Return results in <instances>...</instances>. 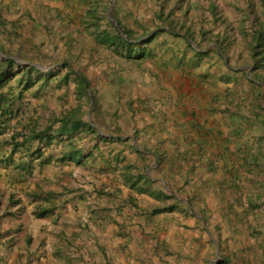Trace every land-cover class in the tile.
<instances>
[{
    "label": "rangeland",
    "instance_id": "rangeland-1",
    "mask_svg": "<svg viewBox=\"0 0 264 264\" xmlns=\"http://www.w3.org/2000/svg\"><path fill=\"white\" fill-rule=\"evenodd\" d=\"M95 1L98 5H102V0H93ZM44 2L43 5L32 7L35 1L23 0V8H17L12 13L0 9V18L4 17L8 21V16L12 15L14 20L21 18V21L26 22L21 24L20 31L19 28L15 30V34H13L14 27L11 29H7V25L0 27V50L6 57L15 61L13 71L19 72L26 69L34 60V62L40 61L39 57L34 59L33 56L29 58L25 56L22 52L25 47L19 46L17 42H23L22 44L25 45L26 42L18 37L24 31L36 29L40 47L47 49L49 46H44L47 42L52 45L51 58H42L44 62L42 65L49 67L55 63L52 69L60 74L56 81L50 82L53 84L49 85L48 93H43L46 86L40 85L41 88L32 89L25 95L29 100V104L26 105L29 113L19 120L26 122L33 119L39 127H44L52 118L81 103L85 118L88 111L92 119L94 114L102 112L100 116L102 134L117 136L121 138V143L128 144L129 148L133 149L131 139L136 141L138 134V125L135 124L137 107L152 109L160 107L159 102L163 101L169 109L165 120L169 127L172 128L174 125L177 128L179 124L185 123L184 119L188 118V121H191L185 124L194 129L195 138L192 141H187L185 137L183 140H175L176 144H179V152L181 151L184 157L181 164L177 163L174 169L163 173L157 168L147 170L155 186L165 184L170 197L156 199L145 209L163 208V212L146 216L148 210L142 211L140 215V213L135 214L132 209L121 207L124 208L120 209L121 212L123 211L121 219L111 218L113 199L121 200L122 196L127 197V193L120 194V189L117 187L124 184L123 168L125 167L128 173L134 174L145 170L150 163L138 167L135 158L125 159L124 165L115 170V173L104 164L100 172L102 177L99 178L88 176L87 179L83 174L84 171L80 170L82 173L76 178V182L80 181L88 185L90 193L86 195L95 199L102 197V230H105L102 241L114 239L113 234L109 236L106 231L111 230V227H115V223H118V228L121 227L118 234L126 239L127 246L135 247L133 254L127 255V252H124L129 257L124 259L120 250L114 253L102 243L103 258L100 264H216L220 256L226 257L228 264H242V258L255 242L249 244L248 226L253 224L256 227L257 222L250 213H244L241 205L245 204L248 194L254 189L253 185L258 184V181L253 183L256 174L264 168V87L255 88L252 80L255 81L256 73L252 72L251 68H247L248 62H246L250 54L248 41L253 34L251 29L256 30L254 19L249 17L244 27L242 22L229 21L225 12L230 8L224 2L220 5L222 12L218 14V11L212 10L215 15L211 16L213 19L208 20L199 3L196 6V9L198 8L196 15L191 13L189 17L188 12L183 13L180 8L186 9L187 0H109V17L112 18L111 12L114 13L124 28L131 31L134 39L140 37L138 41L148 43L141 46L142 54L137 50L138 56L132 55L135 58H128L116 56L107 48L99 46L84 30L82 21L87 17V11L94 5L91 0H45ZM164 4L165 7L161 8ZM71 9L73 12L70 11ZM172 9H174L173 16L169 19L166 16ZM107 12L105 16L108 18ZM160 13L162 19L158 17ZM216 16L223 17L224 22L215 19ZM260 16L263 20L264 14ZM100 25L102 27V23ZM188 27L191 30H187ZM55 28L63 29L65 35L69 37L63 38L61 34L59 36ZM170 29L173 32H170ZM10 32L11 34H8ZM202 32L209 33L202 36ZM154 34H157L155 39L149 42ZM186 34H193L194 41L187 38ZM46 53L48 52L44 54ZM147 63L151 66L148 67ZM64 66L66 69L81 73L88 80L91 79L94 94L79 101L74 93L73 78L69 77L67 82L63 83L64 77L67 76ZM132 68L138 72L134 74ZM259 72L264 75V67ZM142 73L149 76L148 80L153 79L155 82L153 86L155 100L153 98L143 100L141 95L145 93L140 88L141 83L134 84L133 76ZM101 83L102 95L97 89ZM114 84H117L115 91L112 86ZM256 90L260 98L255 95ZM40 94L43 100L41 104L35 101ZM90 99H93L92 104H89ZM100 101H102V109L98 106ZM200 118L206 120L211 118V121L215 118L219 132L229 137L226 143L230 147L225 150V154L218 151L214 155L220 157L218 173L212 183V186L217 188L215 200L218 203V214L213 217L210 215L206 217L204 211L201 213L200 196L201 198L205 196L207 187L202 182L204 188L199 190L202 185L200 179L204 178V172L200 165L196 166L200 163L201 155L196 150L201 151L205 146L212 145L211 140L219 143L220 139L214 126L211 128L209 124L202 125L199 123ZM7 134L1 138L0 143L9 140ZM186 138L190 139V137ZM2 144L1 147L5 149V144ZM183 145L188 148L181 150ZM52 152L57 153L56 148L53 147L46 155ZM26 154L27 151H23L20 153L21 157L17 154L15 157L20 158V166L23 164L22 170L27 172ZM155 155L156 167L159 168L161 163H166L167 155L162 152ZM241 158L248 159L249 162L255 158L259 167L252 165L244 167ZM178 161L182 160L178 159ZM31 164V172L22 174L24 176L22 179L19 180L20 176L17 173L10 172L8 175L11 184L5 183L2 187L0 182V211L5 212L6 200L10 196L13 200L23 199L33 202L35 199L41 203H47V200L58 202L66 198V190L61 188V183L66 182L65 171L61 172L60 168L53 167L49 169L50 164L47 167L41 166L38 160L32 161ZM212 169L216 171L214 165ZM209 170L210 168L207 171ZM235 172L240 176L238 185L243 190H239L238 193L233 187L227 186L234 181ZM142 174L145 175L146 172ZM100 178L102 187L99 185L98 190L91 189L95 188L94 182ZM214 181L216 184L218 182V187L215 186ZM99 191L104 193L98 195ZM35 192L39 194L37 197L34 196ZM133 194L135 199L140 195L136 191ZM218 196L222 197L221 202ZM168 207H172V210H167ZM132 216H136V220L132 219ZM243 216L246 220L241 221ZM45 219L48 220V217ZM16 236L24 238L22 232H18ZM69 247H65L66 251H69ZM66 251L63 254V264H67L66 258L71 256L70 252L66 253ZM250 254L248 252V256ZM88 258L91 262L95 258L94 253H90ZM78 262H82L81 257L78 258ZM255 264H264V257H258Z\"/></svg>",
    "mask_w": 264,
    "mask_h": 264
},
{
    "label": "crops",
    "instance_id": "crops-1",
    "mask_svg": "<svg viewBox=\"0 0 264 264\" xmlns=\"http://www.w3.org/2000/svg\"><path fill=\"white\" fill-rule=\"evenodd\" d=\"M32 1H35V4H33L32 7L45 4L44 2L45 0H32ZM223 2L226 3L227 6L230 8L227 12H225L226 13L225 16L227 17L226 19H229V21L234 20L236 21V23L243 22V27L245 26V21L249 17L254 18L253 15L249 13V10H251L254 14H257V12L260 14H264V8H263L264 0H197V2L194 0H187L186 4L190 5L191 7H194L197 6L199 3L200 6L203 8V12L205 16L208 17V20H211L212 8H215V11L216 12L218 11L219 12L218 14H220L222 12L221 11L222 8L220 5ZM217 7L218 9H216ZM17 8L20 9L23 8V0H0V9L5 12L9 11V13H12V11ZM253 8L255 10H253ZM260 8H261V12H259ZM70 11L73 12L72 9ZM197 12L198 9L192 8L188 16L190 17L191 13L196 15ZM260 14L257 15L260 16ZM1 18L5 20L4 24L7 25V29H11L12 27H14L13 34H15V30L16 29L18 30V28L20 31L22 23L24 24L26 23L25 20L21 21V18H18V20H14V17L12 15L8 16V21L4 17ZM262 18L263 17L260 16V20ZM261 21L264 22V19ZM86 31L89 35H91L90 29ZM55 32L58 33L59 36L61 34V37L63 38L69 37V35L67 34L65 35L63 29L61 28L60 29L55 28ZM8 34H11V32ZM18 38L19 39L21 38L22 40H24V42H26V44L24 45L22 44L23 42L17 41L19 43V46L25 47L24 49H22L23 50L22 52L25 56H27L28 58L32 56H33L32 58L39 57L40 60L39 62H34L35 61L34 60L28 66V67L30 66L36 67V70L38 71L37 74L33 73L32 75H35L37 77L41 76L45 78L46 76H50L51 74L52 77H49V79L46 82H44L43 78L40 79L38 82L32 85L28 90L23 92L22 103H24L25 106L23 107L22 112L17 116V118H14L9 122L10 127L7 130L9 137L13 131H15L16 129H18V127H20V123L21 125H23L22 127L34 126V127H38V129L43 128V127H39L38 123L33 121V119H29V121L26 122L19 120V118L21 119L22 117H25V115H28L29 113V110L26 106L29 104L28 103L29 100L26 98L25 95L28 94L29 91H31L32 89L41 88L40 85H42L43 87L46 86L45 90H43V93H48V91H50L49 85L53 84L50 82L54 80L56 81L60 75L59 73L54 72V70L52 69L55 63L49 67H45V65H42L44 63L42 58H46V59L51 58L50 55L52 53L51 51L52 45H50V43L47 42L46 44H44V46H49V47L47 49H42L40 47L39 34L37 33L36 29L31 30L29 32L24 31L23 33H21L20 37ZM12 44L14 45L15 43ZM99 46L102 47V45ZM45 52L48 53L44 54ZM37 54L39 56H36ZM4 58L11 59L6 56H4ZM147 65L148 67L151 66V64L149 63H147ZM64 69L67 71L66 73L69 72V69H66V66H64ZM43 71L45 73H43ZM71 72L73 75H71L70 77L73 78L75 84V74L78 73L75 71H71ZM96 72L99 71L96 70ZM132 72L135 74L138 71L137 70L134 71V68H132ZM142 76L143 78H141ZM148 77L149 76L145 75L144 73H142V75L139 76L138 75L133 76L134 84L141 83L140 88L145 93V95L143 96L141 95V97L144 98L143 100H145L146 98H153L155 100L156 96H154L153 93V86L155 82L153 79L148 80L147 79ZM142 79H147V80H142ZM88 81H89V90L87 91V95L85 97H89L91 94L92 95L94 94V92L92 91L94 85L91 84V79H89ZM252 82L255 88H259L258 86L259 82H257L256 80L255 81L252 80ZM63 83L65 82L63 81ZM9 84H13V82H10ZM116 85L117 84L112 85L114 88L113 91H115ZM101 87H102V83L97 87V89H98V93L102 95V89H100ZM260 87H264V85H260ZM74 88L76 89V84ZM74 88H73V92H74ZM147 90L148 93H146ZM257 91L258 90H256L255 95H257L258 98H260L259 97L260 94ZM90 100L91 101L89 102V104L90 103L92 104L93 99ZM35 101L39 104L42 103L43 100L41 98V94L38 97H36ZM107 101L108 100H106V102ZM80 104L76 106L73 105L72 108L68 110L70 111L75 108H81L82 121L84 124L83 127L78 131L76 137L72 138L71 140H67L66 137H63V140L65 142H59L56 138L49 145V147L48 144L46 143L45 146L44 144L38 143L37 141L31 142L26 147L21 148L16 153L18 157H21L20 153L26 151L25 150L26 148H29L31 151L39 150L40 151L39 154L41 156L39 157L37 156L36 158V160L39 161V165L41 166L44 165L47 167L50 164L48 166L49 169H52L53 167V168H60L61 172L65 171L66 175L64 181L66 182L61 183L62 185L61 188H64L66 190L67 196L65 195L66 198L61 199L58 202L56 200H47L48 201L47 203H43V202L41 203L35 199L33 200V202L31 201L27 202L23 199L22 200L12 199L11 201V198L8 197V199L6 200L7 204L5 207L6 208L5 212L3 210L0 211V264H63L64 261L63 254L67 249L65 248L66 246L67 247L70 246L69 251H66V253L70 252L71 255L66 258L67 264H100L102 263V258H103L102 243L106 244V248L110 249V251H113L114 253L119 252L120 250V254L122 255V257L124 259H129V257L126 256L124 252H127V255H129L130 253L133 254L135 247L131 245L127 246L126 239L123 238L121 234H118L119 233L118 230L119 228H121V227L118 228V223H115V227L113 226L114 228L111 227V230L106 231V233L109 236L113 234L114 239L111 241L109 239H105V241H102V234L105 233V230H102L103 227L102 197L101 199L99 198L95 199L93 196L90 197L86 195V193H90L88 185L82 184L80 181L76 182V178L80 177L79 175L80 173H82L80 172V170L84 171L83 174L86 176V178L88 176L99 178L102 177V175H100V172H102V166L104 164L107 165V168L110 171H113L115 173V170H118L124 165L123 162L125 159L127 160L129 158L130 159L135 158L138 167L140 166L143 167L144 165L146 164L148 165V163H150L145 170H141L140 172L139 170H137L139 173H134V174L132 173V175L135 176L137 174V176L141 179L137 183L136 187L144 188L146 190L145 193H140V195H138L136 199L134 195V199H135L134 202H130L128 200V197L130 193L132 194V191H130V189L124 182L122 186H117L118 189H120V194L123 195L127 193V197L122 196L121 200L119 198L113 199V204H111L112 211L110 213L111 218H115V220L121 219L120 216L123 215V211L122 212L120 211L121 207H125V209H132L135 214L140 213V215H142L141 213L142 211L145 212V210H148V212H146V216H149V214L151 213L156 214L163 212V211L156 212L159 208L145 209L146 207L150 206V203L154 202V200L156 199L162 200L163 198L168 199L170 197L169 191L167 190L165 184L163 183L158 186H155L153 180L149 177V172L147 170H149V168L151 169L157 168V170H159L161 173H163V171L168 172L169 170L174 169L177 163L181 164L183 162L184 157L181 155V151L179 152L178 150L179 144H176L175 140L176 141L183 140L185 137L187 141H192L195 138V134L193 133L194 129L189 128V126L185 124V123H189L191 120L188 121V118H186L184 119L185 123L179 124L177 128H175L174 125L171 124L172 125L171 128L165 122L166 115L169 113V109H167V106H165V103L163 101L159 102L160 107L157 106L155 108L153 107L152 109L148 108L146 110L145 107H140V108L137 107L138 110L136 111L137 115H136L135 124L138 125V134L136 141H134V139H131L133 149H130L128 144L125 145L120 142L121 138H118L117 136L110 134L108 135L102 134V117H100L102 112L101 114L100 112L98 114H94V118L92 119L90 115V111H88L87 118H85L84 115L85 113L82 111V106ZM98 106H100V109H102V101L98 103ZM201 118L199 119V123H202V125L204 126H208L209 124V127L211 128H213L212 126H214V128L218 132L217 136L220 139L219 143L211 140L210 142L212 143V145L205 146L204 149L201 151L198 149L196 150L199 155L201 154L200 163H197L196 166L200 165L204 172L203 174L204 178L200 179V183L202 185L199 190H202L204 188L202 182H204L205 187H207L205 188V196L203 198H201L202 196H200L201 213H203L204 211V215L206 217H209V215L213 217L216 216V214H218V203L215 200L217 188L215 189L212 186V183L218 173V168H219L218 158L220 157V156L216 157L214 155L218 151L223 155L225 154V150L228 147H230L228 143H226V140H228L229 137H226V134L224 135L223 133L219 132L217 128L218 122L214 120L215 118L214 119L212 118V121L211 118H207V120L206 118L204 119ZM190 119L192 118L190 117ZM48 123L45 125H48ZM56 126L57 123L53 126V128ZM207 131L208 130H206V133ZM6 134L0 135V141L1 138ZM186 137H190V139L188 140ZM69 141L73 143L72 147L77 148L81 152L83 159L80 161V163H76L74 161L60 160L61 154L68 151L69 149V145L67 144V142ZM1 144L2 143H0V145ZM3 144H5L4 146L6 147L5 149L1 147L0 152L1 155L5 156L9 152L10 149L8 150V148H10L11 145L8 141ZM53 147L56 148L57 153L54 154L52 152V154L46 155L47 152L51 151ZM181 148H182L181 150H183L188 147L186 145H183ZM149 151H152V153ZM158 152H162V154L167 155V157L165 156L166 163H161L159 165V168L156 167L157 162L155 159L156 156L155 153ZM178 152L179 154L177 155ZM15 155L14 158L16 159L19 165L21 160L20 158L15 157ZM178 159L182 161L179 162ZM213 165L215 166L216 171L212 169ZM160 167L162 169H160ZM15 168H17L15 165L0 166V175L2 177L0 182H2V187L3 184L6 183L9 185L12 182L9 179L10 176L8 175V173L10 172L17 173V175L21 177V178L19 177V180L22 179V177H24L22 176V174H27L25 170L22 169L16 170ZM208 168H210L209 171H207ZM142 172H146V174L144 175L142 174ZM160 181L162 182L163 180L161 179ZM142 182L145 185H143ZM94 183H95V188H91V189L98 190L99 185L102 187L101 178L100 180ZM214 183L215 186L218 187V182L216 184V181H214ZM100 193L103 194L104 192L99 191L98 195ZM102 194L100 196H102ZM105 194L110 195V193H105ZM38 195L39 194L37 192L34 193V196L37 197ZM217 198L220 200V202L222 201V197L218 196ZM140 199L142 201V204ZM15 201H20L19 205ZM124 202L126 204H124ZM224 202L225 201H223L222 204H224ZM35 207H47V208L54 207V211L45 214L44 216L38 217L34 213ZM220 207L224 208V206H220ZM165 212H169V211H165ZM47 217L48 220L45 219ZM136 218H137L136 216H132V219L136 220ZM18 232H22L24 238L22 237L17 238L16 235L18 234ZM90 253H94V257H95L91 262H89V258H88ZM124 255L126 257H124ZM200 256L201 257L203 256L202 251L200 252ZM79 257H81L82 259L81 263L78 262Z\"/></svg>",
    "mask_w": 264,
    "mask_h": 264
},
{
    "label": "trees",
    "instance_id": "trees-1",
    "mask_svg": "<svg viewBox=\"0 0 264 264\" xmlns=\"http://www.w3.org/2000/svg\"><path fill=\"white\" fill-rule=\"evenodd\" d=\"M91 1L93 2V0ZM93 3L94 5L92 4L93 6H91V8L87 11V17L82 21V26L84 27L85 31L90 29V34L95 39L96 43L106 47L116 56L120 57L135 58L138 52L142 54L143 50H140L142 49L141 46H144L148 43L145 41H138L140 37L134 39L131 35V31L124 28L122 23L115 17L114 13L111 12V15L113 22H115L117 26H115L113 22L108 20V18L105 16L109 7V0H102V5H98L97 1ZM162 7H165V4L162 5L161 8ZM192 8L196 9V6L191 7L188 5L186 9L180 8V10L186 14L187 12L189 13ZM173 10L174 9L170 10L166 16L167 18L170 19L173 16ZM212 10H215V8H212ZM249 13L254 17L252 19H254L256 30L251 29L253 34L251 35V39L248 41L250 54L249 59L246 60V62H248L247 68H251L252 72L256 73L254 79L259 82L258 86L260 87V85H264V75L259 72L264 67V22L260 20L259 15H255L251 10H249ZM214 15L215 13L212 11L211 16ZM158 17L162 19V13H160ZM215 19L220 21L222 20L224 22L223 17L221 16H216ZM4 22L5 20L0 18V27H4L6 25ZM101 23L102 27L100 25ZM103 25H105V27H103ZM189 29L190 28L188 27L187 30ZM170 32H173V30L170 29ZM207 33L209 32H202V36H205ZM245 33V28H243V34ZM122 34L126 36V40L123 38ZM156 35L157 34H154L149 42L155 39ZM192 35L193 34H186V37L191 41H194L192 39ZM215 44L218 47V44ZM0 52L4 55L3 51L0 50ZM132 55L135 56L133 57ZM15 64L16 63L14 60L0 56V135L7 133V130L10 127L9 122L12 119L17 118V116L22 112L23 107L25 106V104L22 103L23 92L28 90L32 85L43 78L41 76L37 77L32 75L33 73H38L36 67L32 66L26 68L25 70L14 72L13 69ZM71 75L73 74L71 70H69L63 81L66 82ZM49 77H52V75L50 74V76L43 78L44 82H46ZM11 81H14L13 84H9ZM75 84L76 97L78 100H81L87 95V91L89 90V81L85 76L78 73L75 74ZM56 123L57 126L53 128ZM83 124L81 108L72 109L63 113L59 117L52 118L48 125H45L42 129H38V127L34 126L22 127L23 125L20 123V127L13 131L9 137L8 142L11 145L9 152L5 156L1 155L0 152V166L15 165L17 167L15 168L16 170L20 169V167L23 169V164L20 166L19 163L18 165L16 159L14 158V155L21 148H24L29 143L36 141L38 143L44 144L45 146L48 144L49 147V145L56 138L59 142H65L63 137H66L67 140H71L72 138L76 137L78 131L83 127ZM67 144L69 145V149L68 151L61 154L60 160L80 163V161L83 159L81 152L77 148L72 147V142L69 141ZM25 150L28 151L26 154L28 159V162H26L27 173H30L32 169L31 162L36 160L37 156L39 157L41 155L39 154V150L31 151L29 148H26ZM241 159L243 161L244 167H247L248 165L259 167L255 158H252L251 162L245 158ZM123 170L124 173L122 174V177L124 183L128 186L130 191H132V194L130 193L128 200L130 202H134L135 199L133 192L136 191L138 194H140L145 193L146 190L144 188L136 187L137 183L140 181V178L137 176V174L135 176L131 173H128L125 167ZM259 171L260 172L256 174V178L253 181V183L258 181V184L253 185L254 189L250 194H248L245 204L241 205L244 213H250L253 219H255L257 222L256 227L253 224H249L248 226V240L250 241L249 244H252L253 241L255 242L248 249V252L251 254L248 256V252H246L245 256L242 258V264H255L258 257H264V168L260 169ZM234 174V181L236 183L232 181L227 186L233 187V189H236L235 192L238 193L239 190H242V188H240L238 185L240 176L236 172ZM257 185H259V187H256ZM10 198L12 201L13 198L11 196ZM15 202L18 205L20 203V201ZM167 210H172V207L167 208ZM53 211L54 207H35L34 209V213L38 217L44 216L45 214L51 213ZM160 211H164V209L159 208L156 212ZM243 220H246V217L244 218L243 216L241 221ZM216 264H228L227 258L220 256V259L216 262Z\"/></svg>",
    "mask_w": 264,
    "mask_h": 264
},
{
    "label": "water",
    "instance_id": "water-1",
    "mask_svg": "<svg viewBox=\"0 0 264 264\" xmlns=\"http://www.w3.org/2000/svg\"><path fill=\"white\" fill-rule=\"evenodd\" d=\"M109 15H110V8L108 9L107 16H108V19L113 20L112 18L109 17ZM115 25H116V23H115ZM122 36H123V38H126L125 35L122 34Z\"/></svg>",
    "mask_w": 264,
    "mask_h": 264
},
{
    "label": "clouds",
    "instance_id": "clouds-1",
    "mask_svg": "<svg viewBox=\"0 0 264 264\" xmlns=\"http://www.w3.org/2000/svg\"><path fill=\"white\" fill-rule=\"evenodd\" d=\"M112 19H113V18H112ZM111 22H113V20H111ZM113 24L115 25V22H113ZM116 25H117V24H116ZM116 25H115V26H116ZM0 56L3 57V56H5V55H3V54L0 52Z\"/></svg>",
    "mask_w": 264,
    "mask_h": 264
}]
</instances>
